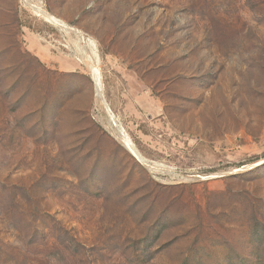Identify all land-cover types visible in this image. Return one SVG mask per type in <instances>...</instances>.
Segmentation results:
<instances>
[{
  "label": "rangeland",
  "instance_id": "374dc122",
  "mask_svg": "<svg viewBox=\"0 0 264 264\" xmlns=\"http://www.w3.org/2000/svg\"><path fill=\"white\" fill-rule=\"evenodd\" d=\"M0 264H264V0H0Z\"/></svg>",
  "mask_w": 264,
  "mask_h": 264
},
{
  "label": "bare ground",
  "instance_id": "6f19581e",
  "mask_svg": "<svg viewBox=\"0 0 264 264\" xmlns=\"http://www.w3.org/2000/svg\"><path fill=\"white\" fill-rule=\"evenodd\" d=\"M38 12H40V10H38ZM42 16V15H41ZM45 17V16H44ZM50 23H54V24H58L59 21L53 17H49L46 18ZM93 55V54H92ZM94 56L96 58V61L94 62L93 65H91V67L89 66V58L86 57V65L87 67H90V70L92 72V76L94 77L96 84H97V92L100 96L101 93V80H102V73H101V68H99V56L97 55V53H94ZM91 60V59H90ZM119 133L120 135L125 139V141L128 144V147L130 148V150L133 152V154L142 162H147V160L142 157V155L137 151V149L134 147V144L129 140V138L127 137V135L124 133L123 130L119 129Z\"/></svg>",
  "mask_w": 264,
  "mask_h": 264
}]
</instances>
